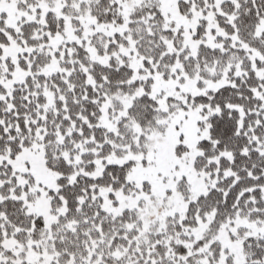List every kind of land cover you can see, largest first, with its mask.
<instances>
[{
    "label": "snow or ice",
    "instance_id": "snow-or-ice-1",
    "mask_svg": "<svg viewBox=\"0 0 264 264\" xmlns=\"http://www.w3.org/2000/svg\"><path fill=\"white\" fill-rule=\"evenodd\" d=\"M0 264H264V0H0Z\"/></svg>",
    "mask_w": 264,
    "mask_h": 264
}]
</instances>
